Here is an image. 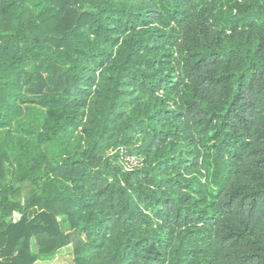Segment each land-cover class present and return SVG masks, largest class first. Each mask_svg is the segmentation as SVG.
Segmentation results:
<instances>
[{"label":"trees","instance_id":"obj_1","mask_svg":"<svg viewBox=\"0 0 264 264\" xmlns=\"http://www.w3.org/2000/svg\"><path fill=\"white\" fill-rule=\"evenodd\" d=\"M69 246L264 264V0H0V264Z\"/></svg>","mask_w":264,"mask_h":264},{"label":"rangeland","instance_id":"obj_2","mask_svg":"<svg viewBox=\"0 0 264 264\" xmlns=\"http://www.w3.org/2000/svg\"><path fill=\"white\" fill-rule=\"evenodd\" d=\"M61 221L64 231H67L69 229V224L64 220ZM33 247L35 248V244L33 245ZM73 250V246H69L61 250L55 260L48 263L42 262L38 264H74Z\"/></svg>","mask_w":264,"mask_h":264},{"label":"crops","instance_id":"obj_3","mask_svg":"<svg viewBox=\"0 0 264 264\" xmlns=\"http://www.w3.org/2000/svg\"><path fill=\"white\" fill-rule=\"evenodd\" d=\"M39 263H42V262H39ZM44 263H48V262H44ZM38 264V263H37Z\"/></svg>","mask_w":264,"mask_h":264}]
</instances>
